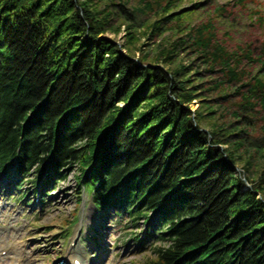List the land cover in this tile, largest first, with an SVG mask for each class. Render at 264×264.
<instances>
[{
    "label": "trees",
    "instance_id": "16d2710c",
    "mask_svg": "<svg viewBox=\"0 0 264 264\" xmlns=\"http://www.w3.org/2000/svg\"><path fill=\"white\" fill-rule=\"evenodd\" d=\"M112 17L96 0H0V172L37 182L47 171L61 181L77 164L99 210L148 225L137 242L167 244L144 264H264V170L252 161L253 143L236 139L246 134L237 127H202L217 113L210 96L222 110L239 96L241 110L264 109V48L261 57L228 51L204 25L190 42L163 48L165 64L186 45L205 73L218 67L222 79L199 90L184 66L165 72L148 56L132 60L130 45L125 56L100 38ZM167 19L147 29L148 41ZM247 64L260 68L249 79Z\"/></svg>",
    "mask_w": 264,
    "mask_h": 264
},
{
    "label": "rangeland",
    "instance_id": "374dc122",
    "mask_svg": "<svg viewBox=\"0 0 264 264\" xmlns=\"http://www.w3.org/2000/svg\"><path fill=\"white\" fill-rule=\"evenodd\" d=\"M96 2L100 12H113L116 16L111 18V30L100 38L118 46L125 56L127 45H130L132 60L139 61L142 56H148L149 61L165 72L172 73V69L184 66V75L192 79L199 90L209 87V83L204 82L222 79L216 72L218 67L212 74L205 73L207 67L203 64V59H198V54L191 53L192 49L185 48L186 45L179 46L177 54L168 64H165L167 55L162 53L161 57L160 51L163 48L170 50L179 38L190 42L187 35L195 36V29L200 26L204 25L209 30L212 28L213 42L225 46L228 51L237 52L250 48L256 57L262 56L264 0H116V5H110L113 3L111 0ZM164 8H168V11ZM168 16L170 19L164 21L162 32H155L148 41L145 37L147 29ZM260 18L263 24L260 23ZM127 21L134 26L131 31L128 30L131 24ZM128 32L138 35L135 43L129 44ZM158 57L160 60L157 61ZM244 69L250 74L247 79L260 71V68L250 64ZM201 77L204 78L203 81L199 80ZM176 78V81L181 79L180 76ZM244 89L247 88L242 89L246 92ZM235 91L237 90L231 89V92ZM207 98L210 100L209 104H215L214 110L217 111L213 121L205 117L202 123L207 133L221 129H211L212 124L215 127L226 126L228 130L237 127L245 130L246 134L239 133L240 136L237 135L236 139L244 140L248 148H251L248 146L250 143L254 147L264 148V109L259 104L249 111L241 110L239 96L232 98L231 103L226 104L225 110H222L218 101H213V96H210L211 99ZM201 106L202 97L193 101L189 110L194 113ZM235 112H241L237 118L234 117ZM224 134L228 135L226 132ZM254 147L251 148L252 161L259 170H264L262 154ZM220 148L228 149V152L230 150L227 146ZM230 154L234 155V152L231 151ZM248 159L250 158L245 157L244 160ZM242 167L240 162L236 169L245 180L247 174L243 173ZM66 170L62 180L57 178L48 191L43 183L46 172L42 173L37 182L33 181L37 175L32 174L27 180L22 179L21 183H16L15 178L0 172V264H13L15 253L8 250L11 247H20L21 251H25L24 261L39 256V264H57L59 261L64 264L68 260L69 251L75 247L80 250L79 258L83 263L89 260V264H144L154 257V248L167 247L162 242H137V239H143L142 236L140 238V233L145 232L148 225L141 221L139 227H134L131 223L127 225L126 220L116 217L110 211H98L93 204L92 195L81 182L83 178L78 179L82 176L79 166L73 164ZM249 188L246 185L242 191Z\"/></svg>",
    "mask_w": 264,
    "mask_h": 264
},
{
    "label": "bare ground",
    "instance_id": "6f19581e",
    "mask_svg": "<svg viewBox=\"0 0 264 264\" xmlns=\"http://www.w3.org/2000/svg\"><path fill=\"white\" fill-rule=\"evenodd\" d=\"M8 250L12 253H15V255L17 256L13 264H39V262L41 261L39 256H35L31 258L28 257L29 259L24 261V259L22 258L24 256L23 253H25V251H21L20 247H14V248L11 247ZM80 255H81V252L78 249V247H75V249L72 248V250H70L68 253V257H67L68 260L65 261L64 264H75V261H79L80 264H89V260L84 261V263H81V260L79 258ZM57 264H60V261Z\"/></svg>",
    "mask_w": 264,
    "mask_h": 264
}]
</instances>
